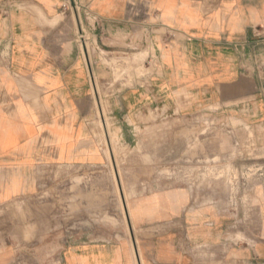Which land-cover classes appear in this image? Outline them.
Instances as JSON below:
<instances>
[{"label":"crops","instance_id":"1","mask_svg":"<svg viewBox=\"0 0 264 264\" xmlns=\"http://www.w3.org/2000/svg\"><path fill=\"white\" fill-rule=\"evenodd\" d=\"M127 56L144 59L133 87L108 66ZM99 88L132 147L151 114L263 125L264 0H0V208L18 216L0 229V264H264L262 202L259 227L242 233L252 242L233 241L234 211L199 203L185 186L133 197L129 236L92 212L103 198L90 189L83 213L61 222L70 173L108 164ZM45 187L68 195L40 202ZM35 201L52 204V227L43 207L23 226V203Z\"/></svg>","mask_w":264,"mask_h":264},{"label":"rangeland","instance_id":"2","mask_svg":"<svg viewBox=\"0 0 264 264\" xmlns=\"http://www.w3.org/2000/svg\"><path fill=\"white\" fill-rule=\"evenodd\" d=\"M135 58L138 57L127 56L119 64L116 60L108 63L115 73L114 80L123 77L125 87H133L134 79L146 74L144 59L136 62ZM106 96L108 93L99 88L93 100L99 112L98 129L108 164L102 172L77 169L70 173L75 188L70 190L71 203L61 204V222L67 223L69 217L83 213L84 191L90 189L103 198L102 209L100 205L97 209L92 207V212L106 211L103 224L108 228L122 224L129 236L127 225L133 214V197L185 186L191 189L199 203H211L221 211H234L237 216L230 221L231 240L244 239L251 243L253 237L242 233L259 227L256 206L260 202L264 205V124L252 126L235 119L229 124H217L202 118L211 115L205 113L199 114L197 120L160 118L158 114H151V125L136 128L138 141L132 147L120 140L118 129L109 119L107 104L101 107L100 98ZM56 174L66 180L69 175L67 172ZM67 191V187H45L37 200L51 201L53 193L62 196L68 195ZM42 207L44 214L50 217L44 223L52 227V204H36V201L23 203V226H35L36 214ZM55 215L57 218L58 212ZM17 218V213L0 208V229L5 222ZM94 219L93 222H99Z\"/></svg>","mask_w":264,"mask_h":264},{"label":"built area","instance_id":"3","mask_svg":"<svg viewBox=\"0 0 264 264\" xmlns=\"http://www.w3.org/2000/svg\"><path fill=\"white\" fill-rule=\"evenodd\" d=\"M78 43L84 47L86 45V38L84 37V33H82L78 38Z\"/></svg>","mask_w":264,"mask_h":264},{"label":"bare ground","instance_id":"4","mask_svg":"<svg viewBox=\"0 0 264 264\" xmlns=\"http://www.w3.org/2000/svg\"><path fill=\"white\" fill-rule=\"evenodd\" d=\"M135 248V247H134ZM136 252V251H135ZM138 255V254H137ZM139 258V257H138ZM140 261V264H144L142 260H139ZM139 264V263H138Z\"/></svg>","mask_w":264,"mask_h":264}]
</instances>
